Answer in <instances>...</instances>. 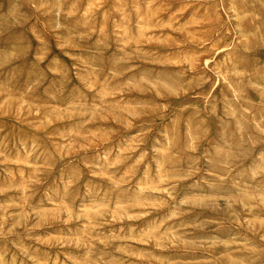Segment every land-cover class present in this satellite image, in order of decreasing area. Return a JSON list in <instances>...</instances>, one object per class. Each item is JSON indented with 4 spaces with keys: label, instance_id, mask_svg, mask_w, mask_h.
<instances>
[{
    "label": "rangeland",
    "instance_id": "rangeland-1",
    "mask_svg": "<svg viewBox=\"0 0 264 264\" xmlns=\"http://www.w3.org/2000/svg\"><path fill=\"white\" fill-rule=\"evenodd\" d=\"M0 264H264V0H0Z\"/></svg>",
    "mask_w": 264,
    "mask_h": 264
}]
</instances>
